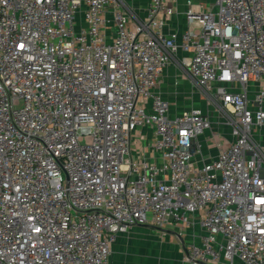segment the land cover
<instances>
[{
  "label": "built area",
  "instance_id": "built-area-1",
  "mask_svg": "<svg viewBox=\"0 0 264 264\" xmlns=\"http://www.w3.org/2000/svg\"><path fill=\"white\" fill-rule=\"evenodd\" d=\"M143 10L0 0V264H111L139 225L176 231L182 264H264V0Z\"/></svg>",
  "mask_w": 264,
  "mask_h": 264
},
{
  "label": "crops",
  "instance_id": "crops-1",
  "mask_svg": "<svg viewBox=\"0 0 264 264\" xmlns=\"http://www.w3.org/2000/svg\"><path fill=\"white\" fill-rule=\"evenodd\" d=\"M133 4L138 8V12L140 13L141 16H144V10L143 7L146 6L147 0H131ZM169 28L172 32L174 33H179L181 34L185 28V23L182 17H176L174 18L170 23H169ZM176 69L174 66L169 67L167 70L164 80L160 85V92L162 93V96L171 102L172 109L173 110H183L184 108L189 107L190 102L189 98L192 94V88L191 86L186 82V81H180L179 86L175 87L174 83L176 80ZM196 106L201 107L204 109V102L202 101H197ZM212 153V157L217 154L215 149H212L210 151ZM142 227V228H150L152 230L158 231H164L162 229L153 227L151 225H144V226H135L133 227L132 230H135V228ZM166 231L174 232L176 235V231L172 229H168ZM165 232V231H164ZM203 234V229L201 226V221L199 216H195L193 218V224L190 226V228L186 232V237L184 239L185 243L190 242L194 237H200ZM119 235L117 238L116 242L113 244L112 247V252L110 255V263L111 264H126L123 259H120L118 257L114 256V251L116 249V246H118V243L124 242V236ZM177 237V236H176ZM159 238L157 239V246L156 249H150V255H153L154 258L156 256L159 258H169L168 263L169 264H182V255L183 251L182 249L180 250V247L176 245L175 240H171L172 242H168L166 244H162L160 241H158ZM167 242V241H166ZM183 244V242H180ZM166 248V249H165ZM153 258V257H152ZM167 263V264H168Z\"/></svg>",
  "mask_w": 264,
  "mask_h": 264
},
{
  "label": "rangeland",
  "instance_id": "rangeland-1",
  "mask_svg": "<svg viewBox=\"0 0 264 264\" xmlns=\"http://www.w3.org/2000/svg\"><path fill=\"white\" fill-rule=\"evenodd\" d=\"M205 105L206 103H204ZM164 231L159 233L150 228H135V230L129 231L124 236V242L117 244L114 256L123 259L126 264H167L169 258H156V256L154 258L149 253L150 249H156L157 239L159 238L158 241L162 244L172 242L171 240L173 239L182 251L183 244L180 243L181 240L176 237L174 232Z\"/></svg>",
  "mask_w": 264,
  "mask_h": 264
}]
</instances>
